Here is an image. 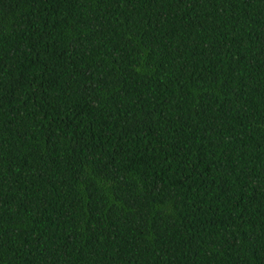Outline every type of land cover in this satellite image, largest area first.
I'll return each mask as SVG.
<instances>
[{
	"label": "trees",
	"instance_id": "16d2710c",
	"mask_svg": "<svg viewBox=\"0 0 264 264\" xmlns=\"http://www.w3.org/2000/svg\"><path fill=\"white\" fill-rule=\"evenodd\" d=\"M0 264H264V0H0Z\"/></svg>",
	"mask_w": 264,
	"mask_h": 264
}]
</instances>
